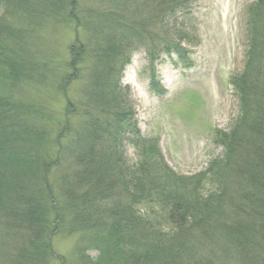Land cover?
Returning a JSON list of instances; mask_svg holds the SVG:
<instances>
[{"label":"trees","instance_id":"obj_1","mask_svg":"<svg viewBox=\"0 0 264 264\" xmlns=\"http://www.w3.org/2000/svg\"><path fill=\"white\" fill-rule=\"evenodd\" d=\"M107 1L120 16L113 45L101 50L99 73L90 78L81 127L64 125L71 134L56 141L53 159L43 155L45 138L23 105L9 101L6 84L23 68L0 47V264H47L58 232L84 237L79 264H264V0L247 7V58L231 78L239 114L216 134L223 155L188 176L175 173L158 140L141 133L122 80L129 59H117L115 42L125 48L140 38L153 70L163 54L184 60L182 20L192 1ZM28 6L0 0V23L7 15L26 18ZM4 34L14 39V27L0 25V46L8 48Z\"/></svg>","mask_w":264,"mask_h":264},{"label":"rangeland","instance_id":"obj_2","mask_svg":"<svg viewBox=\"0 0 264 264\" xmlns=\"http://www.w3.org/2000/svg\"><path fill=\"white\" fill-rule=\"evenodd\" d=\"M56 1L27 0L26 18L7 15L0 23L15 29L12 40L2 35L11 43L0 46L8 54L7 62L23 68L6 84L9 101L21 103L23 115L30 116V125L44 136L42 152L48 159L56 155V141L70 137L71 129L67 135L64 125L81 127L80 112L90 101V78L99 73L101 50L113 45L112 23L120 17L107 0H73L60 9L53 8ZM191 1L182 20L184 60L163 54L153 70L140 38L125 48L115 42L117 59L120 53L122 64L129 59L122 80L130 88L141 133L156 138L169 167L184 176L209 169L223 155L216 134L229 130L239 114L231 78L245 65L247 7L254 0ZM154 83L160 87L156 91ZM128 154L136 156L133 149ZM82 239L79 232L54 234V254L47 264H79L76 249ZM89 254L97 259L95 250Z\"/></svg>","mask_w":264,"mask_h":264}]
</instances>
